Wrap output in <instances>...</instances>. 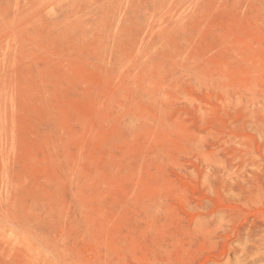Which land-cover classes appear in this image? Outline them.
Instances as JSON below:
<instances>
[{
    "label": "rangeland",
    "instance_id": "1",
    "mask_svg": "<svg viewBox=\"0 0 264 264\" xmlns=\"http://www.w3.org/2000/svg\"><path fill=\"white\" fill-rule=\"evenodd\" d=\"M0 264H264V0H0Z\"/></svg>",
    "mask_w": 264,
    "mask_h": 264
}]
</instances>
